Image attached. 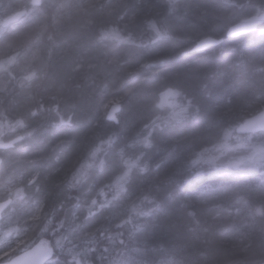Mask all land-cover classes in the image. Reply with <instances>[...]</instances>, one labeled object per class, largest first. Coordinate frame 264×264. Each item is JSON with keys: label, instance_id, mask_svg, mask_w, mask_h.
<instances>
[{"label": "trees", "instance_id": "obj_1", "mask_svg": "<svg viewBox=\"0 0 264 264\" xmlns=\"http://www.w3.org/2000/svg\"><path fill=\"white\" fill-rule=\"evenodd\" d=\"M263 7L0 0V143L20 137L0 149L4 223L37 204L68 216L57 264H264V165L250 147L260 132L236 131L264 107V32L226 36ZM206 35L222 42L194 51ZM137 158L129 199L112 201Z\"/></svg>", "mask_w": 264, "mask_h": 264}, {"label": "clouds", "instance_id": "obj_2", "mask_svg": "<svg viewBox=\"0 0 264 264\" xmlns=\"http://www.w3.org/2000/svg\"><path fill=\"white\" fill-rule=\"evenodd\" d=\"M184 111L186 112V109ZM143 143L146 147L149 145L147 138H145ZM217 147V145L205 147L198 155L212 152ZM250 147L253 151L251 158L256 160L258 164L264 165V128L261 129L257 142ZM257 154L262 158L257 160ZM138 166L139 158L131 162L125 161L124 170L113 182L115 194L112 197V201L126 202L129 199L132 192L130 185L133 183V169ZM146 170V166L139 167L140 172H145ZM143 199H147V197H143ZM92 201L96 200L93 198ZM112 201H109V203ZM11 204V199L0 202V205H3L0 208V244L3 245V247H0V264H11V261L32 252L42 242L45 250L41 258L34 261L33 264H57L54 257L58 256V250L62 248L65 239L60 229L66 225L71 228L73 221L66 215H58V210L55 208L50 209L45 204H37L31 209L24 210L23 214L17 217L15 221L4 223L6 210ZM100 207L104 208L105 205H100ZM133 211H135V207H133ZM141 213L144 214L142 215ZM147 214V212L143 211L138 213L141 216ZM91 215H94V213L89 211L88 216L83 218L82 224H86L88 217ZM124 223H127V221L121 220V224ZM4 253H8V255H3ZM67 264H71V261H68ZM81 264H91V261H82Z\"/></svg>", "mask_w": 264, "mask_h": 264}, {"label": "water", "instance_id": "obj_3", "mask_svg": "<svg viewBox=\"0 0 264 264\" xmlns=\"http://www.w3.org/2000/svg\"><path fill=\"white\" fill-rule=\"evenodd\" d=\"M33 2L36 4H40L41 0H33ZM26 13H27V9H21L15 12L13 15L6 18L2 22V26L6 27L13 22L19 21ZM263 25H264V7L260 12L255 13L250 16H246L236 21L235 23L231 24L230 26H228L226 30V36L227 37H239L242 35H247V34L256 32L257 30H260V32H264V27H262ZM221 42H222V39L216 35H206V36L199 38L195 42L193 46V50L194 51H204L210 47L219 45ZM119 109H120L119 103H114L111 105L109 109V113H108V117L110 120H117V112L119 111ZM261 117H264V107L259 112L247 117L243 122H241L236 128L237 133L247 134V133L260 132L262 128H259V127L256 128L255 131H247V130L241 131V126L246 124L249 121L258 122L259 118ZM18 140L19 138L17 137L10 141L1 142L0 149H6L12 146ZM2 161L3 159L0 156V166L2 164ZM9 199L11 198H8L6 200H9ZM3 201H0V202H3ZM79 264H81V261H79Z\"/></svg>", "mask_w": 264, "mask_h": 264}, {"label": "snow or ice", "instance_id": "obj_4", "mask_svg": "<svg viewBox=\"0 0 264 264\" xmlns=\"http://www.w3.org/2000/svg\"><path fill=\"white\" fill-rule=\"evenodd\" d=\"M264 128V117L259 118L258 122L249 121L246 124L241 126V131L247 130V131H255L256 128ZM231 136L230 132L225 133V143L220 145V147H230V145L227 144L228 137ZM211 161H215L214 157L209 158ZM224 167H228V165H225ZM221 169H217V171H220ZM93 204L96 203V201H92ZM3 205H0V208H2ZM142 215L144 213H141ZM43 242L41 245H38L36 249H34L32 252L26 253L24 256L18 257L17 259L11 261V264H33L34 261L39 260L44 252ZM3 255H8V253H4Z\"/></svg>", "mask_w": 264, "mask_h": 264}, {"label": "bare ground", "instance_id": "obj_5", "mask_svg": "<svg viewBox=\"0 0 264 264\" xmlns=\"http://www.w3.org/2000/svg\"><path fill=\"white\" fill-rule=\"evenodd\" d=\"M17 11H19V10H17ZM17 11H16V12H17ZM14 13H15V12H14ZM14 13H13V14H14ZM13 14H11V15H13ZM11 15H10V16H11ZM10 16H9V17H10ZM24 16H25V15H24ZM24 16H23V17H24ZM23 17H22V18H23ZM22 18H21V19H22ZM21 19H20V20H21ZM16 22H18V21H16ZM13 23H15V22H13ZM115 103H119V102H115ZM113 104H114V103H113ZM119 104H120V103H119ZM111 105H112V104H111ZM110 107H111V106H110ZM110 107H109V109H110ZM120 108H121V105H120ZM119 110H120V109H119ZM108 113H109V111H108ZM117 113H118V112H117ZM18 138L20 139V137H18Z\"/></svg>", "mask_w": 264, "mask_h": 264}]
</instances>
